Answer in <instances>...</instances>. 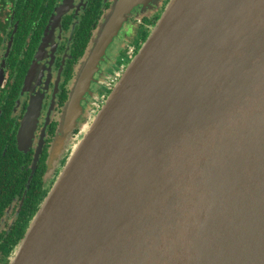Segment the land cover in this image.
Listing matches in <instances>:
<instances>
[{
	"label": "water",
	"instance_id": "obj_1",
	"mask_svg": "<svg viewBox=\"0 0 264 264\" xmlns=\"http://www.w3.org/2000/svg\"><path fill=\"white\" fill-rule=\"evenodd\" d=\"M146 1H116L66 127ZM10 264H264V0L169 1Z\"/></svg>",
	"mask_w": 264,
	"mask_h": 264
},
{
	"label": "flooded vegetation",
	"instance_id": "obj_2",
	"mask_svg": "<svg viewBox=\"0 0 264 264\" xmlns=\"http://www.w3.org/2000/svg\"><path fill=\"white\" fill-rule=\"evenodd\" d=\"M116 1L0 0V264L15 257V241L58 180L83 126L101 110L169 0L133 9L99 59L77 122L66 127L81 68ZM66 140L70 147L54 161L56 144Z\"/></svg>",
	"mask_w": 264,
	"mask_h": 264
},
{
	"label": "rangeland",
	"instance_id": "obj_3",
	"mask_svg": "<svg viewBox=\"0 0 264 264\" xmlns=\"http://www.w3.org/2000/svg\"><path fill=\"white\" fill-rule=\"evenodd\" d=\"M154 1H156V0H154ZM113 12V11H112ZM111 12V13H112ZM111 15V14H110ZM109 15V16H110ZM108 19V18H107ZM106 19V20H107ZM108 22V21H107ZM107 22H105L104 24H106ZM82 69V68H81ZM92 123V121L91 122H87V124L85 125V126H83V128H82V130H81V133L79 134V138H81V136H84V134H85V132H86V130L88 129V127H89V125ZM65 126V125H64ZM63 125L61 126V128H60V130H63V127H64ZM64 131H65V129H64ZM68 135V133H66V132H64V138L66 137ZM67 146H68V148L70 147V143H68V140H66L64 143L62 142V143H57L56 144V146H55V150H54V161L55 160H57L58 158H59V156L62 154V152H64L66 149H67ZM76 146H77V144L76 145H73V151H74V149L76 148ZM73 151H72V153H73ZM72 153H71V155H72ZM52 160V161H53Z\"/></svg>",
	"mask_w": 264,
	"mask_h": 264
},
{
	"label": "trees",
	"instance_id": "obj_4",
	"mask_svg": "<svg viewBox=\"0 0 264 264\" xmlns=\"http://www.w3.org/2000/svg\"><path fill=\"white\" fill-rule=\"evenodd\" d=\"M170 1V0H169ZM169 1H168V3H169ZM168 3H167V5H168ZM166 5V6H167ZM166 6H165V8H166ZM165 10V9H164ZM163 10V11H164ZM163 13V12H162ZM162 13L160 14V15H158L157 16V18L155 19V20H159V18H160V16L162 15ZM157 20V21H158ZM157 23V22H156ZM156 23H154V26L156 25ZM154 26L151 28V30L149 29V30H147L146 32H145V35H144V41L146 42V40L148 39V37H149V35H150V33H151V31H152V29L154 28ZM144 42V43H145ZM143 46V45H142ZM45 201V200H44ZM30 227V224H29V226H28V228ZM28 228H27V230H28ZM27 230H26V232H27ZM26 232H25V230H23L22 231V233L19 235V237H18V239H17V241H15V245L17 244V246H16V249H15V254H16V251H17V248H18V246H19V244H20V242H21V240L24 238V236H25V234H26ZM25 233V234H24ZM12 261V260H11ZM11 261H10V263H11Z\"/></svg>",
	"mask_w": 264,
	"mask_h": 264
}]
</instances>
